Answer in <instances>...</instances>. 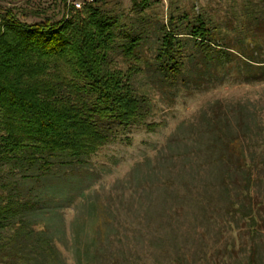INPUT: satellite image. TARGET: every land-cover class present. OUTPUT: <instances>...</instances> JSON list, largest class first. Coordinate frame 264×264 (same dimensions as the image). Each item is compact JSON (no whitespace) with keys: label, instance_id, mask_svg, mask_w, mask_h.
<instances>
[{"label":"rangeland","instance_id":"obj_1","mask_svg":"<svg viewBox=\"0 0 264 264\" xmlns=\"http://www.w3.org/2000/svg\"><path fill=\"white\" fill-rule=\"evenodd\" d=\"M66 1L82 9L88 0ZM143 1L136 12L132 0H104L122 28L140 36L133 55L117 38L104 65L148 98L147 113L136 124L106 123L108 140L82 163L55 159L49 183L61 188L35 189L31 200L43 201L36 208L14 205L17 215L0 229V264H264V79L243 80L237 60L205 70L186 60L184 76L169 84L153 64L171 13L179 32L202 15L225 32L218 43L238 46L264 36V0H137ZM0 6L26 23L56 20L64 11L60 0ZM247 10L259 13L255 25ZM182 36L189 57L196 48ZM262 42L256 57L264 58ZM241 154L255 162L247 181L237 167ZM22 177L0 162V194H19L15 182L28 195L32 182ZM10 237L28 238L34 248L23 256Z\"/></svg>","mask_w":264,"mask_h":264},{"label":"trees","instance_id":"obj_2","mask_svg":"<svg viewBox=\"0 0 264 264\" xmlns=\"http://www.w3.org/2000/svg\"><path fill=\"white\" fill-rule=\"evenodd\" d=\"M60 2L64 11L59 19L46 17L31 23L21 21L11 8L0 6V162L18 168L22 178L32 182L25 189L28 195L22 196V187L15 182L19 194H0V229L17 215L15 204L36 208L43 203L31 200L35 189L44 186L54 193L61 188L58 183H49L55 159L59 165L82 163L83 157L95 153L108 140L106 123L136 124L149 109L148 98L134 93L128 76L104 65L117 38L125 39L123 51L133 55L140 36L122 28L119 19L104 9V0H88L82 9L66 0ZM139 3L132 0L136 12L146 5ZM258 14L246 11L252 25L259 20ZM182 33L196 48L189 57L184 54ZM224 35L220 26L202 15L187 22L185 32H179L171 13L161 27L153 60L158 76L173 84L184 76L187 61L198 60L197 65L205 70L237 60L235 72L243 80H263L264 58L256 54L262 52L264 36L231 46L218 43ZM254 163L245 154L238 157L244 181L249 180ZM61 182L74 187L66 178ZM9 243L17 245L15 250L23 256L28 254L24 249L34 248L28 238L17 241L10 237ZM43 246L48 251L51 248ZM91 257L97 259V253Z\"/></svg>","mask_w":264,"mask_h":264}]
</instances>
